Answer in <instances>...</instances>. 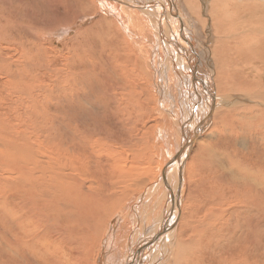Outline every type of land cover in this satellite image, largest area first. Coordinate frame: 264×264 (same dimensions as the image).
I'll list each match as a JSON object with an SVG mask.
<instances>
[{
    "label": "bare ground",
    "instance_id": "1",
    "mask_svg": "<svg viewBox=\"0 0 264 264\" xmlns=\"http://www.w3.org/2000/svg\"><path fill=\"white\" fill-rule=\"evenodd\" d=\"M98 1L102 15L96 40L100 42L98 49L103 54L97 49L98 53L92 54V58L87 57V73L92 79L82 75L73 84L81 90L80 98L75 99L78 102V109H75L78 120L74 115L69 135L60 137L59 144L49 143L51 140L42 137L40 120L31 117V109L10 112L16 103L8 98L22 99V90L10 86L13 85V76L23 67H30V54L39 57V51L32 46L17 48L9 41H3L1 35L4 33L0 32V81L5 83L3 94H0V111L3 114L0 113V244L15 255L16 264H28L30 259L36 264H110L109 259H104L112 250L108 237L104 235L105 226L107 229V225L114 227L118 224L116 210L122 208L126 212L129 207L128 203L123 204L124 200L132 192L145 188L148 182L156 183L159 179L154 178L163 169L165 185L171 187L173 181L177 182V193L170 191L169 196L174 208H166L162 218L151 221L144 235L129 250L123 241L125 231L119 233L118 241L124 242L127 254L122 255V249L117 245L113 247L122 255L121 264H167L166 251H171L169 240L175 235L178 252L169 256L172 264L201 262L205 254H210L208 264H264V177L258 181L253 173H249L251 180L246 182L250 188L248 195L256 193L259 201L245 203L232 197L230 201L217 200L204 208L201 201L192 205L185 196V165L192 137L179 148V157L175 156L168 168L166 165L154 167L156 159L151 160L144 152V142L145 146L151 147L147 136L155 126H147V123L158 117L160 112L146 96L151 92L149 81L153 65L148 63L153 58H149L147 52L151 46L154 49L153 31L160 34L158 41L165 45L171 34L169 58H175L173 50L177 44L173 43L174 34L186 49L192 43L191 37L189 43L185 29L177 19L180 13L178 4L174 0H116L122 6L123 18H112L105 13L115 12V6L111 8L106 0ZM246 1L243 4L236 0H214V3L220 5L221 12L229 7L238 16L249 17L257 1ZM2 2L5 6L8 4L5 0ZM158 2H162V8ZM261 5L264 7V1ZM261 16L264 17V13ZM258 20L259 15L243 27L237 20L241 30L231 44L234 51H240L245 37L254 31ZM5 25L4 28L12 27V37L16 27L23 26L14 20L10 23L6 20ZM147 36L149 43H146ZM220 42L218 39L217 43ZM97 55L101 63L96 61ZM196 61L194 55L187 57V62L194 68H186L182 60L169 62L183 66L187 77L194 79L191 87L202 95L208 119L203 128H199L198 134H201L212 119L214 91L211 71L197 69ZM106 62L111 64V68L103 67ZM40 69H33V74L37 75L35 71L42 72L46 68ZM112 70L114 74H109ZM227 84L234 85L233 82ZM232 88L235 87H224L220 94ZM67 93L70 95V90ZM81 97L82 104L79 102ZM227 106L237 107L235 104ZM139 107L143 108L141 116ZM194 108L198 112V106L194 105ZM139 116L143 122L135 124L133 119ZM231 132L239 136L234 129ZM217 134L223 135L219 130ZM253 138L251 134L248 140L254 142ZM127 139L142 145L134 153L133 149L128 152L125 148ZM259 164L264 167V159H260ZM238 204L248 210L244 214L251 219V225L245 230L241 229V223L229 226L230 218H233L231 212L234 211L231 205ZM180 205L183 206L181 210ZM136 228L137 225H133L127 234ZM83 237L97 243L96 247L89 248L88 241L80 246ZM201 247L205 249L204 253H201Z\"/></svg>",
    "mask_w": 264,
    "mask_h": 264
},
{
    "label": "rangeland",
    "instance_id": "2",
    "mask_svg": "<svg viewBox=\"0 0 264 264\" xmlns=\"http://www.w3.org/2000/svg\"><path fill=\"white\" fill-rule=\"evenodd\" d=\"M5 1L8 3L6 6L0 0V32L4 33L1 35L2 40L9 41L17 48L32 46L39 51L37 52L39 57L30 54V67L29 65L23 67L13 76V85L10 86L22 90V99L8 98L16 103L10 112L17 113L20 109H31L29 111L31 117L40 120L42 128H39V131L42 137L51 140L49 143L59 144L60 137L65 138L69 135L70 127L77 117L75 109H78V102L75 99L80 98L81 90L78 89V85L73 87V84L82 75L92 79L91 74L87 73L89 69L87 57L92 58V54L101 50L98 49L100 42L96 40L98 39L96 30L101 28L102 12L98 9L99 1ZM106 1L111 8L115 6V12L112 10V14L108 11L105 14L112 18H123L120 3L116 0ZM175 1L180 11L177 19L184 27L189 43L190 37L192 43L189 49H186L182 40L177 39L174 34L173 43L177 44L174 45L173 50L175 58H169L171 34L165 45L158 41L160 34L158 35V32L153 31L154 28L151 27L155 33V43L154 49L151 46L147 52L149 58H153V61L149 60L148 64L153 66L149 81L151 92L146 96L160 112L158 117L147 123V126L153 124L155 126L147 136L151 147L145 146L146 142H144V152L151 160L156 159V163H153L154 167L166 165L165 167L168 168L173 158L179 157V148L185 146L188 139L192 137L193 142L185 165V181L182 178L188 203L194 205L201 201L202 206L206 208L212 202L224 199L230 201L232 197L245 203H255L260 200V197L256 193L248 195L250 188L246 182L251 180L249 173H253L258 181L264 177V167L259 164L260 159H264V100L261 97H264V66L262 65L264 62V27L262 26L264 17L261 16L264 13L261 2L264 0H259L260 2L252 0L253 3L256 1L257 3L249 17L238 16L229 7L221 12L220 5L215 4L214 0ZM236 1L243 4L247 2L246 0ZM157 4L159 5L160 2ZM160 7L162 8V2ZM19 15L22 17L19 18ZM258 15L259 20L255 24L254 31L245 37L240 51H234L231 44L238 38L241 27L246 26L250 20L255 21ZM238 19L241 27L237 24ZM6 20L9 23L10 20H14L23 24L21 28L16 27L13 37L12 27L4 28ZM159 23V26L163 27L161 22ZM175 32L178 34V31ZM146 38V43H149L148 36ZM218 39L221 40L220 43H217ZM190 55L195 56L197 69L211 71L212 90L214 91L212 119L201 134H198L199 128H203L208 114L204 108L206 105L202 102V95L195 87H191V81L194 79L187 77L183 67H193L187 62V57ZM170 60H182L184 63L183 66H179L169 62ZM96 61L101 63L98 55ZM103 67L109 69L111 64L106 62ZM37 68L45 69L42 71L44 73L35 71L37 75H34L33 69ZM109 74H114L113 70ZM243 81H245L244 84ZM232 82L234 85L227 84ZM4 84V81H0V94H3ZM231 86L235 88L220 94V89ZM69 90L71 96L67 93ZM30 101L35 103L32 102V104ZM79 102L83 103L82 97ZM221 102L223 103L220 104ZM233 104L237 106L236 109L233 106L231 108L227 106ZM194 105L198 106V112ZM138 114L140 116L143 114L142 107H139ZM140 116L133 119L135 124L143 122ZM80 125L85 128L82 124ZM232 129L239 133L238 137L232 134ZM218 130L223 135H218ZM251 134L254 137L252 141L255 143L248 140ZM241 136L243 137L240 138ZM141 145V142L127 139L125 148L128 152L133 149L134 153ZM164 176L162 169L154 178V180L159 179L156 183L148 182L145 188L132 192L130 197L123 202V204H129L128 209L124 207L127 211L123 212L120 208L115 212L118 215V224L114 227L107 225V229L105 226L104 235H106L105 238L108 237V244L111 245L112 250L104 256V259L110 260V264H121L122 255L127 254L123 246L124 242L126 249L129 250V247L135 245L137 240L144 235V230L150 226L151 221L162 218L166 208L169 207V210L174 208L169 196L170 191L177 193V182L173 181L171 187H168L163 183ZM184 204L185 201L183 206ZM183 206L180 205L179 210ZM231 209L234 211L231 212L233 218H230L232 220L229 226H237L241 223V229H247L251 225V219L244 213L248 210L240 204L231 205ZM133 225H137V228L127 234ZM137 229L138 232H136ZM124 231L126 233L124 242L118 241L121 236L119 233L123 234ZM88 238L83 237L80 246L88 241L87 246L95 248L97 243H91ZM175 238L172 237L169 240L171 251H166L167 264H172L169 256L178 252ZM113 245L122 249V255L115 251ZM4 246L0 244V264H16L15 255L5 250ZM204 252L205 249L201 247V253ZM209 257L210 254H205V259L201 262L208 264ZM28 264L36 263L30 259Z\"/></svg>",
    "mask_w": 264,
    "mask_h": 264
}]
</instances>
